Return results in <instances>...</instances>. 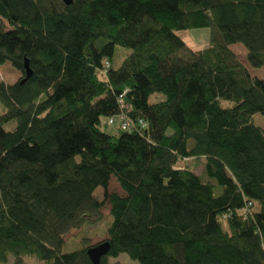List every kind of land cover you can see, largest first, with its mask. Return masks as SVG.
<instances>
[{"label": "trees", "instance_id": "obj_1", "mask_svg": "<svg viewBox=\"0 0 264 264\" xmlns=\"http://www.w3.org/2000/svg\"><path fill=\"white\" fill-rule=\"evenodd\" d=\"M70 1L0 0V264H92L64 237L106 204L100 264H264V80L230 48L264 69V0Z\"/></svg>", "mask_w": 264, "mask_h": 264}, {"label": "rangeland", "instance_id": "obj_2", "mask_svg": "<svg viewBox=\"0 0 264 264\" xmlns=\"http://www.w3.org/2000/svg\"><path fill=\"white\" fill-rule=\"evenodd\" d=\"M185 43L186 47L192 51H198L204 49L209 44V30L206 28L200 29H190L181 30L176 32ZM231 50L236 54V56L241 60V62L248 68L253 76L258 79L264 80V69H252L246 61V51L241 44L232 45ZM129 53L128 50L118 48L116 51V56L113 59V67L117 68L120 66L125 55ZM0 77L1 79L9 85L16 83L22 74L11 68L9 64H5L0 67ZM164 100L162 94H153L149 97L150 103H155ZM224 106L230 105L229 102L222 101ZM4 111L3 107L0 105V114ZM251 123L259 128L264 129V116L262 114H255L252 117ZM15 127V122H10L4 126L6 131H11ZM103 131L107 133H112L114 131L113 127L103 126ZM203 166V167H202ZM204 164L199 165L195 172L196 174H201L203 172ZM116 193L118 195H124L115 180H111L108 186V193ZM95 196L102 200L104 197V192L102 189H97ZM109 214V206L106 204L101 210V220L94 224H86L81 230L75 229L71 230L67 235H65L64 240L66 241L63 251L72 252L82 248L83 245L89 242L90 246L96 245L98 243L104 242L107 239V228L111 224L112 218ZM109 262L117 264H138L137 262L131 261L126 255L122 254L117 259L110 258ZM23 264H42L37 259L33 257H26Z\"/></svg>", "mask_w": 264, "mask_h": 264}, {"label": "water", "instance_id": "obj_3", "mask_svg": "<svg viewBox=\"0 0 264 264\" xmlns=\"http://www.w3.org/2000/svg\"><path fill=\"white\" fill-rule=\"evenodd\" d=\"M64 2L66 4L71 3L70 0H64ZM24 69H25V78L21 80L20 84H23L26 81V79H28L32 75L31 70L28 67L27 60H25ZM108 251H109V242L104 241L96 245L90 246L87 249V255L92 264H100L101 258L107 255Z\"/></svg>", "mask_w": 264, "mask_h": 264}, {"label": "built area", "instance_id": "obj_4", "mask_svg": "<svg viewBox=\"0 0 264 264\" xmlns=\"http://www.w3.org/2000/svg\"><path fill=\"white\" fill-rule=\"evenodd\" d=\"M119 120L121 122H123V121L125 122V116L124 115L120 116ZM112 123H113V120L112 119L109 120V125H111ZM121 126L123 127V126H125V124H122Z\"/></svg>", "mask_w": 264, "mask_h": 264}]
</instances>
